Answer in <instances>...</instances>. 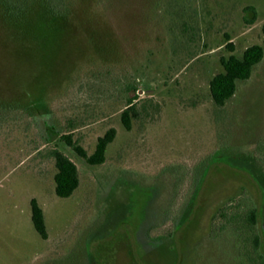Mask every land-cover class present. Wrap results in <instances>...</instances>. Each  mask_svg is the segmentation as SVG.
<instances>
[{
    "label": "rangeland",
    "instance_id": "rangeland-1",
    "mask_svg": "<svg viewBox=\"0 0 264 264\" xmlns=\"http://www.w3.org/2000/svg\"><path fill=\"white\" fill-rule=\"evenodd\" d=\"M27 4L14 21L0 5V264H254L243 226L257 207L264 253V58L223 107L210 82L222 58L264 48V0H69L63 18ZM111 128L100 165L61 138L92 154ZM54 148L79 169L67 198Z\"/></svg>",
    "mask_w": 264,
    "mask_h": 264
},
{
    "label": "trees",
    "instance_id": "trees-1",
    "mask_svg": "<svg viewBox=\"0 0 264 264\" xmlns=\"http://www.w3.org/2000/svg\"><path fill=\"white\" fill-rule=\"evenodd\" d=\"M48 12L54 18H63V11L68 10L69 0H42ZM2 13L4 17L12 18L13 21L23 15L27 4V0H0ZM245 12L252 13V18L247 20L248 23H254L256 19V8L249 6L245 8ZM231 50H234L233 45H230ZM264 58V48L259 44L249 46L242 57L230 55L228 58H222L224 70L216 74L210 82V93L213 102L223 107L236 94L238 82L248 80L253 74L254 67L259 64ZM137 97L128 98L126 108L122 113V120L127 129L131 128L132 114L135 109ZM117 131L115 128L109 129L103 136L98 138L97 146L92 154H89L85 148L77 141L73 140L71 133L61 135L64 142L69 145L80 157L84 158L90 165H100L106 160V152L109 144L116 138ZM52 156L56 162L57 173L55 175V191L59 197L67 198L74 194L75 190L80 185V174L77 164L65 152L58 148L52 150ZM31 217L35 229L42 238H48V229L45 221L44 210L37 200L32 198L30 201ZM246 247L259 251L258 257L248 260L254 264H264V253L262 250V240L255 233V228L258 223V209L251 204L247 205L245 212ZM251 233V234H250ZM250 245V247H248ZM251 251V250H250ZM251 252H249L250 255Z\"/></svg>",
    "mask_w": 264,
    "mask_h": 264
}]
</instances>
